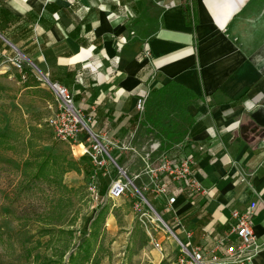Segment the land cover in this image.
I'll return each mask as SVG.
<instances>
[{
    "label": "crops",
    "instance_id": "obj_1",
    "mask_svg": "<svg viewBox=\"0 0 264 264\" xmlns=\"http://www.w3.org/2000/svg\"><path fill=\"white\" fill-rule=\"evenodd\" d=\"M186 1L192 24L182 10ZM186 1L2 0L0 5L34 20L23 22L31 28L26 37L18 29L13 34L22 42L7 40L42 74L68 88L76 105L92 116L94 132L129 145L126 150L144 166L138 174L149 204L176 238L200 246L206 258L223 255L224 246L217 243L230 231L232 210H247L255 202L251 222L260 247L246 264H264V26L244 15L250 0ZM171 80L199 99L188 108L194 115L189 133L167 155L189 157L204 191L190 190L186 179L149 171L157 155L148 160L149 144L158 140L144 134L141 144L135 141L143 133L136 100ZM156 184L166 191L156 192ZM133 217L126 218L124 235L115 236L113 244L127 243L138 222L148 243L157 242L161 250L152 228ZM107 220L113 224L112 213ZM229 239L237 242L235 235ZM146 246L140 248L143 255Z\"/></svg>",
    "mask_w": 264,
    "mask_h": 264
},
{
    "label": "rangeland",
    "instance_id": "obj_2",
    "mask_svg": "<svg viewBox=\"0 0 264 264\" xmlns=\"http://www.w3.org/2000/svg\"><path fill=\"white\" fill-rule=\"evenodd\" d=\"M244 15L255 24L264 26V0H250ZM16 29H9L6 34L12 41L19 38L20 43L24 33L18 30L19 35L23 36L14 37ZM1 51L8 56L14 55L12 50ZM28 60L22 59V70L19 72L10 61L0 59V261L31 264V255L36 253L52 256L54 264H58V255L63 251L61 261L66 264L68 253L74 249L79 238L88 233L89 223L99 206L91 197L90 177L75 170L60 174V169L55 165V162L59 163L58 156L75 160L77 165L81 161L71 156L68 144L53 136L48 118L55 109V102L51 92L39 80V71L43 73L42 70L30 60L38 71ZM49 78L53 80L50 75ZM135 137L136 143L141 144L143 134ZM108 147L107 152L118 166L124 167L129 178L144 169L134 153L121 150L118 142L112 141ZM149 152L148 160L155 154ZM46 153L56 156V160H52L51 166L45 170L50 176L49 180L35 178L38 164ZM103 170L107 186L118 178L126 180L111 161L106 160ZM142 179L145 180L144 177L133 178L134 184L143 187ZM129 190L115 199L108 198L106 193L101 196L99 204H106L108 212L96 238V242H100L96 251L97 264H179L177 259L182 255V245L176 236L153 215L150 206L132 187ZM133 202L149 210L152 218L148 226L150 230L152 228L161 250L149 242L144 248L147 254L143 255L141 252L144 250H134L129 244L130 234L126 236L127 243L113 244V238L124 232L121 226H127L126 218L130 220L134 216L133 222L137 220ZM109 212L114 217L112 225L107 220ZM58 228L67 231H58ZM96 242H93V249L97 247ZM40 259L38 257L36 262Z\"/></svg>",
    "mask_w": 264,
    "mask_h": 264
},
{
    "label": "built area",
    "instance_id": "obj_3",
    "mask_svg": "<svg viewBox=\"0 0 264 264\" xmlns=\"http://www.w3.org/2000/svg\"><path fill=\"white\" fill-rule=\"evenodd\" d=\"M9 48L14 55L8 56L0 50V59L10 61L16 70L20 72L22 70L21 61L23 57L14 48L10 46ZM145 56L148 59L151 58V54L148 50L145 51ZM21 77L23 76L21 75ZM39 80L43 82L42 84L51 92L55 102V109L48 118V125L53 136L57 140L68 144L73 156H88L91 164L96 169H102V174H104L103 169L106 160L111 161L119 168V171L124 174L126 180L121 178L112 180L106 192L108 198H119L130 191L129 187H132V189L141 196L142 200L150 206L149 202L143 197L141 190L134 184L133 178H139V174H136L133 178H128L124 168L115 164L114 159L107 152L108 144L112 142L108 140L105 135L92 130L90 125L92 116L90 114H84L82 109L74 103L73 94L68 88L56 81H51L46 74L40 73ZM146 96L147 94L140 96L136 100L135 108L140 114L144 110ZM119 145L121 150L129 148V145L126 143H120ZM149 148L151 152L157 153L155 167L150 165L151 168L149 171H164L171 179H186L190 190L204 191L201 183L192 175L191 159L189 157L171 158L166 152L160 150L159 142H152L149 144ZM91 183L89 190L92 194V200L95 204H99L101 203L102 197L98 195L97 190L95 191L94 189L92 176ZM154 190L158 193H164L166 188L163 185L156 184ZM254 207L255 202H251L247 210H232L231 217L233 219V224L230 231L226 233L225 236L221 237L217 243V248L218 246H224L223 255L213 253L209 258H206L200 246L188 247L186 244L184 245L182 241H179L182 245V255L178 257V263L246 264L249 262L260 247L251 222ZM143 209L141 204L137 202L133 204V210L137 213V219L144 227H148L152 216L148 209ZM230 235H235L237 237L236 243L230 241ZM154 245L159 247L157 242Z\"/></svg>",
    "mask_w": 264,
    "mask_h": 264
},
{
    "label": "trees",
    "instance_id": "obj_4",
    "mask_svg": "<svg viewBox=\"0 0 264 264\" xmlns=\"http://www.w3.org/2000/svg\"><path fill=\"white\" fill-rule=\"evenodd\" d=\"M1 1L2 0H0V3ZM182 10L186 21L192 24L195 21L193 9H191L187 1L183 2ZM24 21H26L27 24L29 23L32 25L34 20H26V16L18 17L12 15L8 10L0 5V34L10 39L6 32L7 30L15 27H17L19 31L24 28V30L21 31V33H24V36L31 33L30 27L26 28L25 25L23 26ZM0 50L11 51L9 46L1 38ZM33 63L36 65V62ZM25 70L26 68L23 69V71ZM198 99L199 97L192 89L173 80L167 83H162L158 86H153L147 93L143 112L141 114H138L137 112V118L139 120L138 123L140 125V130L143 132L142 134H147L150 140H158L160 149L168 153V150L171 147L183 142L189 133L190 128L194 124V115L188 108L196 103ZM52 160H56V156L46 153L42 161L38 164L34 177H43L44 179L49 180L50 176L48 173H45V170L51 166ZM58 160L59 163L56 164L55 162V165L58 169H60V174L69 170H75L76 172L82 171L84 176H88L90 178L91 176L93 177V185L97 189L100 196L107 192L108 184L104 180L102 169H96L91 164L88 156L83 155L78 159L81 161L80 165H77L75 160H69L65 157L59 158L58 156ZM118 161L119 160L117 159V162ZM99 185H101L100 188L98 187ZM138 188L141 190L145 198L149 200L148 191L142 187ZM96 206H99V208L89 223L88 233L86 235H82L74 249L68 253L66 264L98 263L96 251L98 250L100 242H96V238L99 236L100 224L103 223V220L108 212V206L106 204H96ZM58 229V231H67L63 228ZM131 239L132 244L136 249L146 246L149 241V236L141 229L138 222L135 224L131 232ZM93 242L97 243V247H95V249H93ZM62 254L63 251L58 255V264H64L61 261ZM31 257V264H54L55 261L52 260V256H41L36 253L32 254ZM38 257H41V259L39 262H36ZM0 264L19 263H4L0 261Z\"/></svg>",
    "mask_w": 264,
    "mask_h": 264
},
{
    "label": "water",
    "instance_id": "obj_5",
    "mask_svg": "<svg viewBox=\"0 0 264 264\" xmlns=\"http://www.w3.org/2000/svg\"><path fill=\"white\" fill-rule=\"evenodd\" d=\"M0 38L8 45V46H10V47H12V48H14L25 60H28V58L27 57H25L18 49H17V47H15L10 41H8L6 38H4L1 34H0ZM29 61V63L30 64H32L38 71H39V69L30 61V60H28ZM40 72V71H39ZM115 164H117V163H115ZM128 177V176H127ZM129 178V177H128ZM142 194V193H141ZM143 195V194H142ZM143 197H144V195H143ZM145 198V197H144ZM146 199V198H145ZM150 208H151V210H152V212L154 213V215L157 217V219H159V213L150 205ZM161 221V220H160ZM162 222V221H161ZM166 227H167V229L171 232V233H173L172 232V230L170 229V227L166 224V222L164 221V222H162ZM174 235V234H173ZM175 236V235H174ZM177 240L178 241H180L178 238H177Z\"/></svg>",
    "mask_w": 264,
    "mask_h": 264
},
{
    "label": "bare ground",
    "instance_id": "obj_6",
    "mask_svg": "<svg viewBox=\"0 0 264 264\" xmlns=\"http://www.w3.org/2000/svg\"><path fill=\"white\" fill-rule=\"evenodd\" d=\"M24 59V58H23ZM39 73H41V72H39ZM153 142H158V141H153ZM159 221L161 220L162 222H164V220L159 216V219H158Z\"/></svg>",
    "mask_w": 264,
    "mask_h": 264
}]
</instances>
